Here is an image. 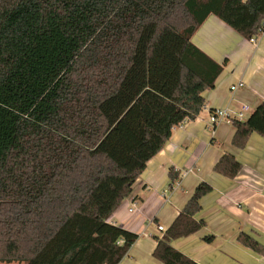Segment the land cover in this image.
Wrapping results in <instances>:
<instances>
[{"label":"trees","instance_id":"obj_1","mask_svg":"<svg viewBox=\"0 0 264 264\" xmlns=\"http://www.w3.org/2000/svg\"><path fill=\"white\" fill-rule=\"evenodd\" d=\"M211 14L247 40L264 29V0H0V262L118 264L127 254L138 234L110 215L173 128L198 116L226 62L192 42ZM231 124L237 148L264 137V101ZM241 168L230 152L213 165L228 178ZM180 172L170 167L169 182ZM211 190L196 185L156 237V259L199 264L170 240L205 224L195 215Z\"/></svg>","mask_w":264,"mask_h":264},{"label":"crops","instance_id":"obj_2","mask_svg":"<svg viewBox=\"0 0 264 264\" xmlns=\"http://www.w3.org/2000/svg\"><path fill=\"white\" fill-rule=\"evenodd\" d=\"M192 42L217 62H226L214 87L203 92L206 104L198 116L173 128L164 147L146 163L130 195L110 215V222L138 234L118 264H164L153 256L156 237L164 232L157 225L166 230L202 180L212 186L195 215L205 224L187 236L171 239L170 244L199 264H264V254L237 238L244 232L264 246V137L252 133L246 145L237 148L231 142V122L215 126L209 122L216 108L234 115L243 105L251 112L264 101V35L244 39L211 14ZM240 80L244 85L231 91L230 86ZM224 152L242 163L234 178L213 171ZM170 167L181 171L174 182L168 179ZM206 235H213V240L204 241Z\"/></svg>","mask_w":264,"mask_h":264},{"label":"built area","instance_id":"obj_3","mask_svg":"<svg viewBox=\"0 0 264 264\" xmlns=\"http://www.w3.org/2000/svg\"><path fill=\"white\" fill-rule=\"evenodd\" d=\"M263 35H264V29L259 31L257 33V35L254 36L251 40H255L256 38L261 37ZM243 85H244V82L240 80L238 82L233 83L230 86V90L235 91V90L241 88ZM247 109H248V106L243 105L242 109L235 112L234 115H231L230 112L226 108H216V109L212 110L209 114L210 125L215 126L217 123H219L221 121L231 122L232 119L242 120V119H244V112ZM134 205H135V202L132 203V206L129 208V211L133 210ZM157 229L159 231H165V228L160 224L157 225Z\"/></svg>","mask_w":264,"mask_h":264},{"label":"rangeland","instance_id":"obj_4","mask_svg":"<svg viewBox=\"0 0 264 264\" xmlns=\"http://www.w3.org/2000/svg\"><path fill=\"white\" fill-rule=\"evenodd\" d=\"M249 113H250V111H245L244 118H246L247 116H249ZM0 264H18V263L17 262H11V263H3V262H0Z\"/></svg>","mask_w":264,"mask_h":264}]
</instances>
